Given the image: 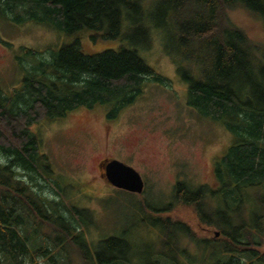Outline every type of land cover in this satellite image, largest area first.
I'll return each instance as SVG.
<instances>
[{
  "label": "trees",
  "instance_id": "16d2710c",
  "mask_svg": "<svg viewBox=\"0 0 264 264\" xmlns=\"http://www.w3.org/2000/svg\"><path fill=\"white\" fill-rule=\"evenodd\" d=\"M237 8L264 25V0H0V15L18 24L32 21L66 34L89 29L105 40L130 42L87 55L76 40L46 49L51 55L45 59V53L27 49L37 63L24 67L22 84L7 92L0 86V264H42L40 257L72 264L70 248L81 264H130L135 257L127 231L90 241V212L66 204L37 179L47 175L58 189L66 188L55 180L32 127L98 105L115 120L146 83L165 84L168 79L138 51L150 45L154 28L175 40L179 57H172L188 85L189 106L201 116L215 115L238 142L214 163L215 189L185 181L174 187L176 204L191 208L198 223L219 237L199 238L185 222L161 215L172 204L142 211V222L161 236L150 264H180L186 256L192 261L197 251L209 264H264V44L253 43L230 21L228 13ZM125 21L133 30L124 35ZM33 230L42 243L31 247ZM45 231L50 242L43 244ZM189 243L195 257L187 252ZM54 252L62 254L61 262Z\"/></svg>",
  "mask_w": 264,
  "mask_h": 264
},
{
  "label": "rangeland",
  "instance_id": "374dc122",
  "mask_svg": "<svg viewBox=\"0 0 264 264\" xmlns=\"http://www.w3.org/2000/svg\"><path fill=\"white\" fill-rule=\"evenodd\" d=\"M228 17L253 43L264 44L263 23L246 9L230 11ZM127 23H124V35L133 30L126 28ZM168 32L154 28L150 45L138 51L146 64L169 82L146 83L142 95L117 119L108 120V108L98 105L92 109L79 108L63 119L43 121L32 127L55 180L66 188L58 189L47 175L41 174V179L38 174L37 179L49 184L54 195H63L66 204L90 212L92 224L87 229L90 241L120 236L127 231L124 239L132 243L136 252L130 264H150L149 254L160 248L159 230L142 222V211L154 207L172 204L170 212L161 215L185 222L199 238L219 237L215 229L198 223L191 208L176 204L174 187L178 181H185L192 187L206 185L215 189L218 185L214 163L238 142L215 120V115L201 116L198 109L189 106L188 85L178 72L174 58L179 54L174 55L175 40ZM0 38L3 41L0 42V86L6 92L22 84L24 67L37 63V57L28 54L27 49L57 51L76 40L87 55L118 49L121 45L130 47L128 40H105L100 33L89 29L66 34L32 21L18 24L1 15ZM50 55L47 52L43 58ZM105 159H118L135 168L145 182L144 192L131 194L114 188L103 173ZM45 234L43 244L47 243L45 240L50 242L49 231ZM41 243L39 234L33 230L31 247ZM189 244L187 252L192 256L196 248ZM123 252L129 256L128 249L124 248ZM57 254L56 259L61 262L62 254ZM196 254L198 259L190 261L186 256L179 263H211L201 252ZM67 256L72 264H81L75 250L70 248ZM38 260L49 264L45 258Z\"/></svg>",
  "mask_w": 264,
  "mask_h": 264
},
{
  "label": "water",
  "instance_id": "95a60500",
  "mask_svg": "<svg viewBox=\"0 0 264 264\" xmlns=\"http://www.w3.org/2000/svg\"><path fill=\"white\" fill-rule=\"evenodd\" d=\"M105 176L107 181L116 189L132 194L144 192L145 182L140 173L120 160L114 159L106 164ZM219 235L220 233L216 232V236Z\"/></svg>",
  "mask_w": 264,
  "mask_h": 264
},
{
  "label": "flooded vegetation",
  "instance_id": "af4514ba",
  "mask_svg": "<svg viewBox=\"0 0 264 264\" xmlns=\"http://www.w3.org/2000/svg\"><path fill=\"white\" fill-rule=\"evenodd\" d=\"M111 160H114V159H105L104 161H102V169H103V173L105 175V166L108 162H110ZM118 160V159H117ZM126 164V163H125Z\"/></svg>",
  "mask_w": 264,
  "mask_h": 264
}]
</instances>
